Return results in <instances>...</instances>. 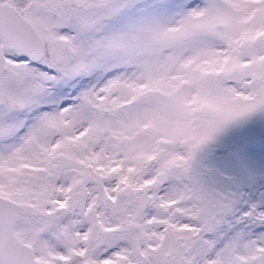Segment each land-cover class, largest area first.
<instances>
[{"label": "snow or ice", "instance_id": "6c2138e0", "mask_svg": "<svg viewBox=\"0 0 264 264\" xmlns=\"http://www.w3.org/2000/svg\"><path fill=\"white\" fill-rule=\"evenodd\" d=\"M0 264H264V0H0Z\"/></svg>", "mask_w": 264, "mask_h": 264}]
</instances>
